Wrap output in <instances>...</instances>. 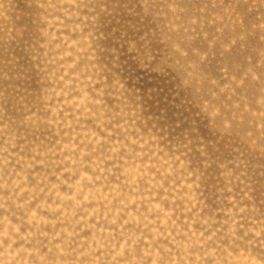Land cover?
<instances>
[{"label": "rangeland", "instance_id": "1", "mask_svg": "<svg viewBox=\"0 0 264 264\" xmlns=\"http://www.w3.org/2000/svg\"><path fill=\"white\" fill-rule=\"evenodd\" d=\"M0 264H264V0H0Z\"/></svg>", "mask_w": 264, "mask_h": 264}]
</instances>
